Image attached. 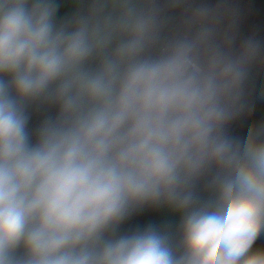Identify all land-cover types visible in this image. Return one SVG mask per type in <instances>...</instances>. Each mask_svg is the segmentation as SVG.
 <instances>
[{
	"label": "clouds",
	"instance_id": "9594fccd",
	"mask_svg": "<svg viewBox=\"0 0 264 264\" xmlns=\"http://www.w3.org/2000/svg\"><path fill=\"white\" fill-rule=\"evenodd\" d=\"M248 18L240 0H0V264H264ZM160 212L178 221L124 227Z\"/></svg>",
	"mask_w": 264,
	"mask_h": 264
},
{
	"label": "built area",
	"instance_id": "2783aa9c",
	"mask_svg": "<svg viewBox=\"0 0 264 264\" xmlns=\"http://www.w3.org/2000/svg\"><path fill=\"white\" fill-rule=\"evenodd\" d=\"M240 2L249 12V18L242 27V32L247 34L248 30L254 26L264 29V6H261L260 1L240 0Z\"/></svg>",
	"mask_w": 264,
	"mask_h": 264
},
{
	"label": "trees",
	"instance_id": "16d2710c",
	"mask_svg": "<svg viewBox=\"0 0 264 264\" xmlns=\"http://www.w3.org/2000/svg\"><path fill=\"white\" fill-rule=\"evenodd\" d=\"M262 102H264V101L258 102V110H257V112L255 114V117L253 118V122L264 121V106L261 105ZM241 134H243V132ZM158 215H159V213L158 214L142 215L140 217L134 218L132 221H130L124 227L125 228H127V227H133V226H136V225L142 226V223H143V221L146 218H157ZM254 248H255V245H254Z\"/></svg>",
	"mask_w": 264,
	"mask_h": 264
},
{
	"label": "crops",
	"instance_id": "0c3cea01",
	"mask_svg": "<svg viewBox=\"0 0 264 264\" xmlns=\"http://www.w3.org/2000/svg\"><path fill=\"white\" fill-rule=\"evenodd\" d=\"M262 106H264V102H262V104H261ZM176 221H178V217L176 216L175 218H174V220H173V223L174 222H176ZM166 221H161L160 219H159V216L157 217V218H146L144 221H143V223H142V226L141 227H143V226H146L147 224H149V223H153V224H163V223H165ZM255 248H262V249H264V235H262L258 240H257V242H256V244H255Z\"/></svg>",
	"mask_w": 264,
	"mask_h": 264
},
{
	"label": "rangeland",
	"instance_id": "374dc122",
	"mask_svg": "<svg viewBox=\"0 0 264 264\" xmlns=\"http://www.w3.org/2000/svg\"><path fill=\"white\" fill-rule=\"evenodd\" d=\"M259 1H260L261 6H264V0H259ZM64 12H65V9L62 8L59 15H63ZM158 216L161 221L163 220L166 222H173L174 218L176 217L168 212H160Z\"/></svg>",
	"mask_w": 264,
	"mask_h": 264
}]
</instances>
